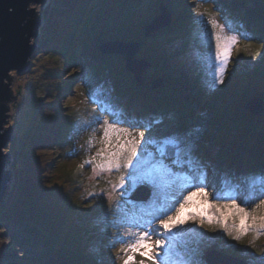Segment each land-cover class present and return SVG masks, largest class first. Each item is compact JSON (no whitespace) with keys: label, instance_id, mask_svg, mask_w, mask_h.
I'll list each match as a JSON object with an SVG mask.
<instances>
[{"label":"rangeland","instance_id":"rangeland-1","mask_svg":"<svg viewBox=\"0 0 264 264\" xmlns=\"http://www.w3.org/2000/svg\"><path fill=\"white\" fill-rule=\"evenodd\" d=\"M234 1L242 8L254 9L260 14L264 12V0ZM160 4L170 15L168 26H171L173 31H162V28L161 32L152 33L151 38L146 41L143 38V26L159 14ZM205 9L208 10L209 15L204 17L203 24L197 23L195 11ZM227 9V4L221 0H69L66 2L48 0L47 4L41 7V16L37 13L39 25L36 29V36L32 39L37 46L35 54L26 70L20 73L13 70L9 75L11 98L6 103L8 117L4 127L7 125L11 128L12 139L5 146L9 151L4 153L9 155L6 170L11 175V182L8 185V195L4 203L0 204V215L7 216L8 212L15 209L18 196L14 187L17 177L22 180V169H19L29 163L26 158L22 157V154H25L24 138L27 139L28 134L32 132L31 124L35 125L39 116V105L35 101L43 100L39 103L45 104L51 100L50 102L54 105L52 112H55L58 118V123L56 125L53 123L54 132L52 133V138H54L52 147L54 156L56 155L54 165L60 167L61 173L55 174L49 189L55 199V204L60 205L61 200L64 207L68 204V200L75 199L77 203L75 213L78 217H70L73 223H81L80 221L84 220L87 222L85 228L76 231L81 239L76 237L78 241L75 252L82 250L87 254L89 261L95 259L98 264H123L127 255L132 254L121 251L127 243L135 239L128 233L137 232L136 228L129 227L124 222L125 214L131 215L133 211L124 199L141 184L132 186L126 182L125 188L117 189L112 199L109 200L107 193L111 192L112 185L117 182L121 173L115 170L112 173H97L93 171L91 164H84L82 168L80 167L85 160L95 156L101 148H105V142L102 140L103 123L106 120L112 122L96 108L94 103L90 102L92 87L99 81L113 85L114 90L117 91V93L115 91L116 96L114 95L116 104L122 107L124 105L126 107L138 106L144 109L145 104L149 109L153 98H159L158 94H162L160 99H165L166 103H162L163 108L159 112H163V115H158L159 118L153 120L158 123H152L150 131L139 126L130 128L117 125L119 128H127L137 139H139V133L144 131L145 141L160 142L168 137L191 140L196 149L211 148L210 153L214 156L213 166L215 168L223 166L228 171L231 169L244 170L249 165L253 168L259 165L264 166L262 164L264 162V110L258 115H250L243 107L244 103L253 96L260 97L264 105V38L261 37L262 39L258 40L259 36H257L248 40L235 32L232 29L233 20L226 17ZM57 11L69 18L67 31L55 32L59 37L67 35V39L62 38V44L69 46L68 56L56 53L53 56L55 60L47 57L38 58L39 48L43 45L39 42L40 38L48 33L46 31L47 17L56 20L58 16L56 17L55 12ZM249 15L251 16L250 13ZM259 15L251 17L250 21H254L253 18H255L256 21L252 26L257 24L264 34V18H259ZM210 17L225 24L224 34L226 36H239L238 43L231 50L224 83L216 85L215 90H210L208 87L215 72V64L212 59H209V52L214 54L215 49L214 41L209 43L212 29L207 26V20ZM171 21L174 23L171 24ZM46 35L44 40H50L46 38ZM87 37L89 49L74 45L75 49L70 50L73 42H79ZM56 40L61 41V38ZM112 40L140 42L135 58L150 63L143 73L145 84L143 87L136 86L131 75L126 73L124 59L121 55L108 56V62L107 56L95 57L98 46L102 42ZM51 41L56 42L54 38H51ZM85 54L94 56L96 58L94 62L98 59L95 63H101V66H91L92 64L86 61L88 57ZM107 66H110L112 70H108L109 74L104 73L106 71L104 68ZM158 78L161 79V85L152 89L150 82ZM135 88L140 89L135 90ZM107 94L102 92V95ZM102 95L95 96L96 100ZM45 96L49 98L48 101ZM189 104L192 108L188 107ZM173 107L180 108V110L171 117L170 114H165L168 113L166 109L171 108L173 112ZM259 122L263 124H258ZM251 123L253 126L258 124L257 128L254 127L257 129L255 132L240 131L241 124ZM251 129L248 128V130ZM253 135L257 136L253 137ZM122 141L123 137L118 139L113 135L106 151L116 150L117 145ZM142 147L144 157L155 151L152 143H145ZM196 149L192 151L195 152ZM72 151L75 154L69 156L68 153ZM140 151L141 149L138 148V152ZM165 163L171 167L167 157ZM172 169L175 172L186 171L175 166H172ZM122 171L125 175L127 174L126 170ZM211 172L212 176L207 178V182L210 181L209 185L219 177L218 173H214L215 169ZM38 176L41 179L42 175ZM43 176L46 181V174ZM145 185L149 190L154 189L149 184ZM192 190H186L183 195H187ZM206 191L209 193V202L214 203L215 201L211 200V194L215 190L207 187ZM240 192L237 203L244 200L243 192ZM183 195L179 199L182 200ZM196 199L199 200V198ZM262 199L264 195L257 192L252 200L247 204L241 203V206L252 211ZM59 209L60 207L57 206L54 212L57 216H62L63 212ZM60 211L61 215H59ZM208 211L216 212V209H208ZM260 215H264V208L253 212V216L259 217ZM2 216H0V227L5 229L6 234L3 238L0 237V245L3 239L11 254V257L5 259L2 264H57L54 258L56 252L66 247L69 251L72 250V246L68 244L72 235H68L67 241L55 239L42 230L40 221L38 224L29 218L19 227L14 220H3ZM40 220L42 222L46 218L42 217ZM99 221L101 222L98 223ZM233 222L239 224V217H230L228 223ZM247 223L252 224L251 217ZM11 225L16 230L20 229V233L28 232L29 241L33 247L16 245L12 239L14 229H11ZM184 229L187 230L184 239H187L188 243L194 241L203 253L205 250L216 248L231 253L237 258L243 257V259L246 257L245 252L254 254L252 250L255 242L259 245L258 240H264V233L257 235L255 231H248L241 236L240 240H234L218 225L210 227L204 224L201 226L194 221L186 223ZM193 229L202 235H190ZM67 231L69 232V229ZM95 232H100L99 237H95L93 234ZM91 234L94 235L92 241L88 239ZM39 235H43L44 239L49 238L46 239L50 242L46 244L44 240L39 241ZM66 235L67 233L64 234ZM19 238L17 237L21 240ZM155 238L154 236L153 239ZM121 240L124 241L123 244ZM188 246L193 248L192 244ZM41 255L42 257L39 258ZM140 259L141 257L136 254V264H139ZM246 261L252 264L249 256L246 257Z\"/></svg>","mask_w":264,"mask_h":264},{"label":"snow or ice","instance_id":"snow-or-ice-1","mask_svg":"<svg viewBox=\"0 0 264 264\" xmlns=\"http://www.w3.org/2000/svg\"><path fill=\"white\" fill-rule=\"evenodd\" d=\"M38 3L39 0H32L31 4L37 12L41 10L37 7ZM195 15L197 23L203 24L204 17L209 13L207 9L197 10ZM207 26L212 29L209 43L212 41L215 43L214 54L209 52V59H212L215 64V72L208 87L210 90H215L216 85L224 83L231 50L238 43L239 36H226L224 34L225 24H221L215 18L210 17L207 20ZM245 39L251 40L252 38L245 36ZM93 102L95 103L94 100ZM103 110L113 117L112 122L106 120L103 123L102 140L105 142V148H101L95 156L85 160L80 167L82 168L84 164H91L93 171L97 173H112L113 170L121 173L117 182L112 185L111 192L107 193L109 200L112 199V195L117 189L125 188L126 182L132 186L149 184L157 193V198L146 207L133 204L132 214H125L124 222L129 227L136 228L137 232L128 233L135 239L121 249L125 253H132L127 255L123 264H136V254L141 257L139 264H192L191 256L194 250L188 247V240L184 239L187 233L184 225L189 221L197 222L201 226L204 224L210 227L218 225L234 240H240L241 236L248 231H255L257 235L264 233V215L253 216L256 209L264 208V199L260 200L252 211L241 206V203L247 204L252 200L257 192L264 195V176L252 178L249 184L248 198L241 203H237L236 191L227 185L228 190L223 193L213 192L212 200L215 202H209V193L206 191L208 186L206 174L193 160L186 161L187 171L185 172H175L165 163V158L169 157L171 150L176 156L172 163L180 168L184 167L185 161L181 159L182 141L178 137H168L160 142L145 141V133L141 131L139 139H137L131 135L127 128L117 127L122 123L132 126L131 121L121 119L122 113L116 112L110 106ZM96 121H99L98 117ZM152 123H158V121L144 125L145 129L150 131ZM113 135L118 139L123 137V141L117 145L116 150L106 151V148L111 144ZM145 143H152L155 146L154 153H149L147 157L143 156L142 146ZM138 148L141 149L140 152H138ZM0 151L8 152L9 149L0 147ZM74 154V151L68 153L69 156ZM122 170H126L127 174L125 175ZM188 189L193 190L189 191L187 195H183ZM181 195H183L182 200L179 199ZM129 203L131 202L129 201ZM208 209H216V212H210ZM230 217H239L240 223L229 224ZM250 217L252 218L251 225L247 223ZM3 231L5 229L0 227V232ZM190 235L202 234L193 229ZM154 236L155 239H153ZM120 242L124 243L123 240ZM178 245L184 247L187 258L185 256H180L179 259L175 258L178 255L176 251Z\"/></svg>","mask_w":264,"mask_h":264},{"label":"trees","instance_id":"trees-1","mask_svg":"<svg viewBox=\"0 0 264 264\" xmlns=\"http://www.w3.org/2000/svg\"><path fill=\"white\" fill-rule=\"evenodd\" d=\"M56 1V0H55ZM64 2L69 1V0H63ZM224 4H227V11H226V17H230L231 21H237L239 19H243V16L241 14V11H239V8L234 5V4H230V3H226V0H221ZM263 1V0H262ZM249 13L251 14V16L249 15ZM249 13H246V17L249 20H246L247 23H250V26L248 28V30H246L245 28H236L238 33L241 34V36L244 37V32L245 31H251L252 36H259V37H264V34H262L261 29H259V26L257 24H254V26H252V24L256 21L255 18L254 21H250L251 17L256 16L258 14H260V12L251 9ZM56 17L58 16V18H56V20L53 18H49L47 17V28L46 31L48 32L46 35V38H49L50 40L45 39V35L43 36V38H40L41 45L39 50V54L37 55L38 58H53V56L58 53V54H66L68 56V51L67 49L69 48V46H63V42H62V38H68L67 35H64L63 37H59L58 35L55 34V32H65L68 29V25H67V21H69L67 16H64L61 12L57 11L55 12ZM171 24L174 23L173 21L170 22ZM246 23V24H247ZM170 25V24H169ZM247 28V27H246ZM51 31H48V30ZM164 31H173L171 26L165 27L163 29ZM51 38H54V40L56 42L51 41ZM57 38H61V41H57ZM89 39L87 38H83L81 40H79V42H73V46H70V50H74L75 46L74 45H79L81 48L87 47V43ZM89 49V48H88ZM86 57H88V59H92V60H86L88 63L93 64L94 66H101V63L97 64L94 62V59L96 58H101L102 54H100L99 52H97V54L95 53V57L92 56L91 54H85ZM106 56V55H105ZM53 60H55L53 58ZM104 60V59H103ZM107 62H108V56H107ZM103 63V62H102ZM110 66H107L106 71L104 72L105 74H109V71L111 68H109ZM112 71V70H110ZM48 77V75L46 76ZM104 83H106L104 81ZM115 84V83H114ZM120 88V87H118ZM140 89V88H135V90ZM114 92L116 91L113 90ZM117 93V91H116ZM162 93V92H161ZM159 98H153L151 104H150V108L147 109L146 105L144 104V109L142 110V112L140 113L139 111H137L138 117L139 119L135 120V122L133 121L135 118V114H133V112H129L127 111H123L124 117L122 118L125 121H132L134 123H142L139 124V126H144L146 125L145 121H143V119H145L147 121V119H149L150 117H152V120L154 119H158V115H163V112L160 113L159 110H162L163 108V104L162 103H166L164 102L165 99H160V97L162 96V94H158ZM157 95V97H158ZM46 97V96H45ZM38 100V99H37ZM46 100L48 101L49 98L46 97ZM43 100H39V101H35L38 105V119L36 120V124L33 125V123L31 124L32 126V132L30 134H28L27 139L24 138V142H23V147L25 148V154H22V157H24V159L26 158L27 161H29L28 164H24L23 167H21L19 170L22 169V174H21V178L17 177V183L14 187V190L17 192V199L15 201V209H13V211L8 212L5 215H0L2 216L3 220L6 221H15V224L18 225L19 227L22 226V222H26L29 218L32 221H35L38 223V221H40V224L42 225V230L45 231L48 236H52L59 239H65V241H67L66 239H68V235H72V238L70 239V242H68L69 246H72V250H68V248H62L60 251L56 252L54 255L55 261L57 262V264H92V263H96L95 259H91L92 261H89L87 259V254L85 252H83L82 250H80L79 252H75V248L77 246V239L76 237H79V233H76V231L78 230H82L83 228L86 227L87 222L86 220L84 221H80L81 223L77 222V223H73L70 219L71 216L73 217H78L76 215V210H75V204L76 201L75 199L72 200H68L67 201V205H65L64 207L62 206V201L60 200V205L59 204H55V199L52 196V192L50 191L49 187L51 186L54 176L55 174L61 173L60 167H56L54 165V152H53V147H52V142L53 139L52 138V133L54 132L53 128L54 125H56V123H58V118L56 116L54 111V105L53 103H51L50 101H48L45 104H41L39 103ZM99 106V105H98ZM100 107V106H99ZM107 106H103L101 109L107 108ZM178 107V106H177ZM173 107V112L172 109H166L168 111V113H165L167 115L170 114V117L172 115H174V113H177L178 110H180V108L177 109ZM127 108L125 105L124 107H122V109ZM48 111V112H46ZM175 111V112H174ZM46 112V114H44ZM52 113V114H51ZM45 115V116H42ZM129 118V119H128ZM131 118V119H130ZM55 119V121H54ZM54 123V125H53ZM258 124H263L262 122H259ZM258 124H255V126H253V124H241L240 125V131L242 130L243 132H248V133H252L255 132L257 129L256 126ZM226 127V126H225ZM222 127V128H225ZM248 128H252L251 130H248ZM257 136V135H256ZM255 135H253V137H256ZM192 142V141H191ZM191 145H193L192 143H190ZM23 150V151H24ZM205 152V150H204ZM195 154L191 153L189 154L186 159V161L188 159H191L194 161L195 159ZM45 158V159H44ZM256 163H260L257 160H254ZM45 162V163H44ZM212 161L207 162L204 165H198L200 170L203 171L204 173L206 172L207 166L209 164H212ZM262 164H264V162H262ZM260 166V167H259ZM256 166L255 168H251L253 166L249 165V167L246 169V175L248 176L249 181L252 180V178L257 177V176H264V166L261 167V165ZM42 175L41 179L38 175ZM43 174H46L45 176V180L44 181V176ZM20 177V176H19ZM20 181V182H19ZM233 185V184H232ZM73 198V197H72ZM12 201V200H11ZM11 204V203H10ZM57 206L60 207L61 211L63 212L62 216H57L55 214L56 212V208ZM59 209V210H60ZM55 211V212H54ZM61 211L59 212V215H61ZM46 218V220H43L41 222L40 218ZM22 220L20 222V220ZM52 219V221H51ZM50 220V221H48ZM101 221H99L98 223H100ZM97 223V224H98ZM39 224V223H38ZM40 226V225H39ZM75 227H77L78 229H76ZM65 228H67V230L69 229V232L66 230ZM11 229H14V226L11 225ZM20 229H14V232L12 233L13 237L12 239L14 240V243L16 245H26V246H32V244L30 243L29 239L30 236L28 235L29 233H20ZM75 232V233H74ZM84 232V231H83ZM66 236H64V234H66ZM74 233V234H73ZM5 232L3 231L0 235L1 238H3L5 236ZM77 234V235H76ZM95 235V237H99L100 232L98 233H93ZM91 234L88 239H91V241L93 240L92 238L94 237V235ZM21 235V236H19ZM17 237H20L18 240ZM47 238V237H46ZM44 239L43 235H39L38 240L39 241H45L46 244L48 242H50L49 238ZM81 239V238H80ZM90 241V240H89ZM258 243H260L259 245L257 244V242H255L254 245V249L252 250L254 252V257L253 259L256 260V263L258 264H264V240L259 239ZM3 246V247H2ZM16 252V248L14 249ZM14 253V251L12 252ZM11 254L8 251V245L7 243L4 242V240H1V245H0V258H1V262L0 264H2V262L7 259ZM13 255V254H12ZM14 256V255H13ZM89 256V255H88ZM41 256H39V258H41ZM98 264V263H96Z\"/></svg>","mask_w":264,"mask_h":264},{"label":"water","instance_id":"water-1","mask_svg":"<svg viewBox=\"0 0 264 264\" xmlns=\"http://www.w3.org/2000/svg\"><path fill=\"white\" fill-rule=\"evenodd\" d=\"M47 0H39V5H44ZM32 0H0V147H5L12 139V130L5 128L8 117L6 103L11 98L8 80L11 71L17 73L26 70L37 48L32 41L36 36L39 25L37 11L31 7ZM159 14L143 26L144 39L152 33L169 25L170 15L160 4ZM264 17V13L260 16ZM140 42L112 40L99 45V50L104 55H121L124 67L132 76L136 85L143 87V73L150 66L146 60L135 58L139 51ZM161 85V79L152 80L150 87L156 89ZM251 115H258L264 110L263 100L260 97H251L243 105ZM244 133V132H243ZM9 155L0 151V204L4 203L8 195V185L11 175L6 170ZM141 192H144L141 194ZM148 195L147 189L139 187L132 194L134 199H144ZM205 260L209 264H245L242 260L231 255H226L216 250L205 252Z\"/></svg>","mask_w":264,"mask_h":264},{"label":"bare ground","instance_id":"bare-ground-1","mask_svg":"<svg viewBox=\"0 0 264 264\" xmlns=\"http://www.w3.org/2000/svg\"><path fill=\"white\" fill-rule=\"evenodd\" d=\"M47 2H48V0H47ZM47 2H46V4H47ZM46 4H44V5H46ZM44 5H37V7H39L40 9H41V7H44ZM32 7V6H31ZM35 9V8H34ZM36 10V9H35ZM239 11H241V10H239ZM38 13V15H39V13H40V16H41V10L39 11V12H37ZM156 34V33H155ZM113 55H115V54H113ZM106 56H110V55H106ZM263 167V166H262ZM219 184V182H216V183H212L211 185H209V183H207V187H211L213 190H215V191H217V192H219V190H220V186L218 185ZM239 195H241V194H239ZM238 194H237V196H239Z\"/></svg>","mask_w":264,"mask_h":264}]
</instances>
